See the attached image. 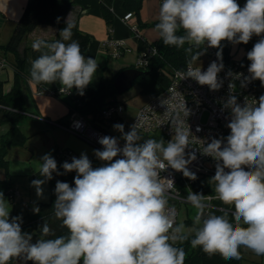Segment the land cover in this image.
I'll return each instance as SVG.
<instances>
[{"label":"clouds","instance_id":"obj_1","mask_svg":"<svg viewBox=\"0 0 264 264\" xmlns=\"http://www.w3.org/2000/svg\"><path fill=\"white\" fill-rule=\"evenodd\" d=\"M155 30L165 46L183 48L187 44L189 53L197 49L186 71L176 75L180 80L191 78L207 85L212 91L222 87L218 74L224 65L213 61L205 71L200 65L194 67L203 52L217 48V59L222 61V41L247 44L254 35L261 37L247 52L250 75L231 71L227 75L243 77L241 87L254 80L264 86V0H246L243 7L237 0H162ZM181 30L183 34L178 35ZM59 36L51 42L38 39L32 43L40 55L31 61L29 82L58 81L61 92L75 88L84 95L98 62L82 53L79 42L72 39L71 25L59 30ZM156 53L157 49H151L152 55ZM234 88L235 84L229 83V89ZM223 107L231 112L226 125L230 134L206 144L201 140L202 154L216 161L210 178L215 198L234 211L231 219L228 212L216 215L208 211L209 197L189 191L186 200L196 209L190 244L225 260H239L242 247L264 256V95L251 102L246 97L243 106L235 95H229ZM182 110L187 118L189 110L185 105ZM185 123L177 114L172 121L174 136L167 144L162 139L140 142V119L128 132L123 124H115L125 143L120 147L111 136L99 139L102 150H94V155L107 162L103 166L93 168L86 153L65 161L64 172L76 173L74 186L57 181L53 214L67 235L45 238L54 236L45 223L41 238L33 243L32 235L22 231V217H10V205L0 192V264L16 259L33 264H185V250L175 245L188 241L189 234L183 224L175 223L174 212L167 208L174 181L164 179L163 183L160 176L170 167L197 179L188 168L196 156L188 153L186 158L191 132ZM40 162L39 174L44 179L31 182L38 197L43 196L42 185L52 179L53 172L60 174L50 154ZM34 211L39 212V208Z\"/></svg>","mask_w":264,"mask_h":264},{"label":"trees","instance_id":"obj_2","mask_svg":"<svg viewBox=\"0 0 264 264\" xmlns=\"http://www.w3.org/2000/svg\"><path fill=\"white\" fill-rule=\"evenodd\" d=\"M111 0H99L101 13L107 23H111L112 11L109 6ZM123 8L126 11H132L134 14H139L144 0H121ZM243 2L246 0H237ZM72 4V0H27L26 5L19 16L16 25L10 34L8 40L5 43H0V54L3 55L8 63H11L14 67L13 83L10 90L6 93L2 90V83L0 82V112L4 116V119L9 122V127L2 134H0V170H3L4 175L0 177V192L3 194L12 195V179L10 173L7 171V148L10 145H21L27 139V135L24 134L19 128V122L23 118V115L29 113L25 108L23 84H24V62L26 49L19 51V44L25 38L28 32H30L35 26L39 24H49L57 28V36L52 40H45L48 42L60 39L59 30L65 28L67 25L72 27V39L79 42L82 53L85 52L87 44L89 42L88 33L80 30L78 26L66 19L67 11ZM59 18V20L57 19ZM158 19L146 21L141 25H148L155 28V24ZM140 26V24H138ZM178 35L183 34L181 32ZM261 37L253 36L247 44H236L235 47L228 41H222V53L231 56L236 55V51L239 47L242 48V53L239 59L242 63L250 65V61L247 59V52L250 51L254 44L258 42ZM140 51L146 44L154 45L157 49V53L149 58L148 64L140 69L149 71L139 75L136 79H140L142 90L150 91V96L160 92L169 82L170 73L173 68H183L191 56L195 54L197 49L193 48L189 53L186 49L189 45L185 44L183 48H177L175 46H165L163 41L158 37L156 40L148 41L141 35L139 38ZM33 60L36 59L40 52L34 51L32 45L30 46ZM12 58H10V56ZM129 67H134L131 65ZM126 67L120 68L118 71L109 76H101L97 82L90 83L84 90V95L77 96L72 104L70 111L66 119L59 120L56 123L65 124L72 112H78L85 116L87 120L95 126H108L112 121H117V118L103 119L100 117V110L105 105L111 102H122L116 97L117 91L113 85L114 77ZM163 69H168L169 73L165 74ZM254 85L258 92L264 91V86H261L259 80H254ZM125 105V104H124ZM131 126L127 125L124 129L127 132ZM141 141L148 139L147 135L140 133ZM60 174L55 173L52 179L49 181V198L46 201H38L34 204L36 208H39V212L25 213L27 216L25 221H22L21 228L23 232L30 233L32 235V242L41 238L40 229L44 225L43 221L47 219L46 223L49 224L53 230L54 236L45 238H55V236L67 235V229L61 224V221L56 219L53 212V206L56 199L55 186L57 181L67 182L71 186H74L75 172H64V169L58 171ZM229 213V219H231V212ZM223 214V213H221ZM216 214V215H221ZM178 225V221L176 222ZM192 234H189V240L183 243L177 242L175 246L182 247L185 250L186 258L185 264H241V258L239 260L231 259L225 260L219 254L209 256L205 254L201 248H193L190 244ZM241 252V249H240ZM242 257V252H241ZM19 259L13 260L10 264H15ZM28 264H33L29 261ZM255 264H261L256 262Z\"/></svg>","mask_w":264,"mask_h":264},{"label":"built area","instance_id":"obj_3","mask_svg":"<svg viewBox=\"0 0 264 264\" xmlns=\"http://www.w3.org/2000/svg\"><path fill=\"white\" fill-rule=\"evenodd\" d=\"M245 2L239 1L238 3L242 6ZM159 3L161 4L162 0H159ZM133 16L134 13L132 11H126L122 19L128 23L130 29L140 38L139 26L132 20ZM104 45L108 55L112 58L118 57L122 53V50L126 48L124 40L113 37H108L104 41ZM204 47L206 48V45ZM153 48L156 49L154 45L146 44L144 48L138 51L134 67L139 69L145 67L152 56L151 49ZM217 51V48H207L203 62L201 64H194L193 66L200 65L202 71H205L211 62H222L224 68L218 74V78L223 81V84L219 90L212 91L207 85L201 86L191 78L180 80V77L176 73L178 71H186L188 64L183 68H173L168 84L160 92L150 96L145 103L136 109L130 125L138 123V119H140L142 122V126L139 129L140 133L147 135L148 139H151L150 137L159 141L162 139L167 144L174 136L172 121L177 118V114H179L180 119H186L184 127L186 129L189 128L191 132L189 135L190 145L185 149L186 158L188 153L195 154L196 159L188 165V168L196 174L197 179L191 180L185 177L182 172H177L170 167L160 172L161 182L166 183L164 179L174 181V187L169 191L167 196V208L170 212H174L175 223L178 216L177 206L181 203H188L186 197L189 191L203 193L206 197H209L210 199L207 202L210 203L211 207L208 211H212L214 214H221L232 210L231 206L214 202L216 193L214 191V184L210 182V178L215 174L216 161L202 154V141L206 144L212 138L226 137L230 134V129L226 125L231 119V112L230 109L223 107L229 95H235L237 102L243 106L246 97L249 99V102L253 98L258 100L259 92L256 90L254 81L247 83L245 87H241L243 77L233 79L227 75L231 71L234 74L243 73L244 76H249L250 74L247 71L249 65L242 63L236 55L228 56L224 53H222V61H220L217 59ZM6 65H8V61L0 54V69ZM229 83H234L235 88L230 90ZM60 89L59 91L61 92ZM62 92L67 93V90ZM183 105H185L190 113L187 118L184 117ZM124 108L125 105L121 102H111L102 107L100 117L103 119H120ZM56 125L80 136L100 150H102V145L98 141L101 137H115L106 129L91 124L85 116L78 112H73L65 124L56 123ZM117 140L119 146L123 147L125 141L118 138ZM58 154L65 161H71L75 157V154L69 149L59 150ZM16 193L17 191L12 190V195Z\"/></svg>","mask_w":264,"mask_h":264},{"label":"crops","instance_id":"obj_4","mask_svg":"<svg viewBox=\"0 0 264 264\" xmlns=\"http://www.w3.org/2000/svg\"><path fill=\"white\" fill-rule=\"evenodd\" d=\"M26 1L27 0H0V43H5L8 40L19 16L26 5ZM109 6L112 11L111 23H107L103 17L99 0H72V4L66 14L67 20L75 23L80 30L88 33L90 37L83 54L86 57H92L96 59L98 62V69L92 82H97L100 77L103 76L105 70L109 69L108 67L112 57L108 55L104 45V41L108 37L124 40L126 47L113 61L112 68L109 71L110 75L118 71L120 68H127L131 65H134L131 63L138 54L139 38L130 29L128 23L122 19V16L125 13L122 1L111 0L109 2ZM159 7V0H144L139 14H134L132 18L133 21H135L137 24H140L139 34L148 41L156 40L159 37L158 33L154 27L141 25V23L158 19ZM56 36L57 28L55 26L49 24H39L35 26L30 32H28L25 38L19 44V51L26 49L23 67V95L25 108L29 111V113L24 114L23 118L20 120L19 128L28 137H31V135L33 136L35 134H42L45 137L44 143L46 142V147L50 150L47 152V154H50L57 161V170L59 171L63 169L62 164L65 162V160L59 156L58 151L62 149H69L75 154L76 158H79L78 150L77 148H74L73 145L71 147L58 146V140L53 136L46 135V133L52 134L51 131L56 127L65 130L64 128L56 125V122L66 119L73 100L80 94H78L75 88L67 93L60 92L59 88L62 86L58 81L51 84H36L29 82L31 61L33 60L30 46L35 40H52L55 39ZM9 56L12 58L11 55ZM13 77L14 67L11 63H8V65L0 69V82L2 83V90L4 93L10 90L13 83ZM72 113H70V115ZM26 118H29V122L31 124L33 123L36 125L34 131L26 132L27 130L24 129V126L21 123ZM5 122L8 123L7 126H4ZM2 127L4 130L1 129ZM8 127L9 122L4 119V116L0 112V134L7 130ZM101 127L107 130L106 126L102 125ZM28 137L24 144L10 145L7 148V171L11 175L12 189L17 191V193L13 197H9V195L5 194L8 198H14L15 196L23 198V196H25L27 207L30 205L35 206L34 203L38 201H46L43 197L46 195V193H50V180L46 181V183L42 185V197L37 196L35 188L31 185V182L35 179H44V177L40 176L39 174L40 164L36 166L30 164L29 166H26L25 169L23 168V170L20 168L15 169L11 166V159L13 158L10 156V153H15L16 156L14 159L21 161L24 156H22V153L18 154V150L23 146L27 149V151H31V154L29 156L27 155L26 159L28 157H33V150L25 146L26 142L29 140ZM92 146L96 147L95 145ZM55 173L56 172H53L52 177L55 175ZM3 175V170H0V177H3ZM19 176H23L25 181H22ZM216 201H218L216 202L217 204H222L218 199ZM35 208L36 206L33 209ZM14 214L18 215V212H14ZM25 218H27V216H25ZM20 262L21 259H19V261H17L15 264H20Z\"/></svg>","mask_w":264,"mask_h":264},{"label":"rangeland","instance_id":"obj_5","mask_svg":"<svg viewBox=\"0 0 264 264\" xmlns=\"http://www.w3.org/2000/svg\"><path fill=\"white\" fill-rule=\"evenodd\" d=\"M241 7H243V5ZM233 47H235V45ZM202 51H203V49H202ZM241 53H242V48L239 47L238 50L236 51V56L239 57L241 55ZM204 58H205V51L200 56L199 61L195 62V64H201L203 62ZM114 60H115V58H111L110 63H109V67H108L109 69L105 70V72L103 73V76H109L110 75L109 71L112 68V64H113ZM135 61H136V57L134 58V60L131 64H134ZM163 72L165 74H168L169 70L163 69ZM261 95H264V91L259 92V97ZM116 97L119 100H122V102H124L125 108H124L123 112L121 113V118L118 119L117 121H112L108 126H106V128H107V131L111 135L115 136L118 139H122L121 138L122 134L119 131L115 130L113 126L115 124H123L124 128H125L127 125H131L134 114L136 112V109L140 105L145 103L150 98V91L142 90L140 79H135L128 89H126L122 93H117ZM29 121H30L29 118H26L21 123V124H23L24 129L27 130L26 132H28V131L32 132L36 128V125H34L33 123L31 124ZM7 125H8V123L5 122L4 126H7ZM3 127L1 128L2 130H4ZM124 132H127V130L124 129ZM51 133L52 134L46 133V135L53 136L55 139H57L58 140V143H57L58 146H60V147L61 146L71 147L73 145L74 148H77L78 153H79V157H80L81 153H86L87 156L89 157V159L91 160L94 168L103 166L105 163H107V162L98 160L94 155V150H96L98 148L92 146L93 145L92 143L86 141L85 139L81 138L80 136H78L74 133H71V132H67V131L62 130V129L57 128V127L54 130H52ZM150 138L152 139V137H150ZM28 139L29 140L26 142L25 146L27 148L29 147L30 149L33 150L32 151L33 157H31V158L28 157L26 159V156L27 155L29 156L31 154V151H27V149L24 146L19 148V150H18V154L22 153V156H24V158H22L21 161H17L14 159V157L16 156L15 153H13V152L10 153V156H12V158H13V159H11L12 160L11 166L14 167L15 169L20 168L21 170H23V168L25 169V167L29 166L30 164H32L33 166L40 164L41 163L40 162L41 157H43L45 154H47V152L50 151L46 147L47 146L46 142L44 143L45 137L42 134H35L33 136L31 135V137L29 136ZM19 177H20V179H22V181H25L23 176H19ZM18 197L19 196H15L14 197L15 199L14 198H8L4 194L5 200L10 205V217L20 216V217H22V221H25L26 220L25 213L26 212H28V213L35 212L33 208L36 205L35 206L30 205L27 207V202L25 201V196H23V198H20V197L18 198ZM43 198H44V200H48L49 192L46 193V195ZM216 200L217 199L214 200L215 203L218 202ZM12 202H13V205H12ZM177 208H178V216H177L178 225L183 224L185 226L184 232L186 234H191V229L193 227V219H194V216L196 214V209H194L190 203H181L180 205L177 206ZM14 212H18V215H15ZM12 213H13V215H12ZM20 213H21V215H20ZM241 252H242L241 264H255L256 262H260L261 264H264V256H257L252 251H250L246 248H243V247L241 248Z\"/></svg>","mask_w":264,"mask_h":264},{"label":"water","instance_id":"obj_6","mask_svg":"<svg viewBox=\"0 0 264 264\" xmlns=\"http://www.w3.org/2000/svg\"><path fill=\"white\" fill-rule=\"evenodd\" d=\"M149 70H143L136 67H127L122 69L113 79V85L117 93H122L128 89L133 81L141 74L147 73ZM47 219L43 221L45 224ZM29 261L21 260L20 264H28Z\"/></svg>","mask_w":264,"mask_h":264}]
</instances>
